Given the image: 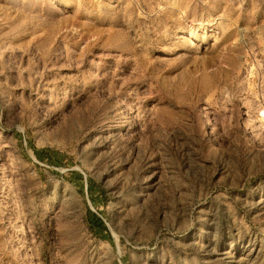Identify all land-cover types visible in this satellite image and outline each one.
I'll return each instance as SVG.
<instances>
[{
    "label": "rangeland",
    "instance_id": "obj_1",
    "mask_svg": "<svg viewBox=\"0 0 264 264\" xmlns=\"http://www.w3.org/2000/svg\"><path fill=\"white\" fill-rule=\"evenodd\" d=\"M0 264H264V0H0Z\"/></svg>",
    "mask_w": 264,
    "mask_h": 264
},
{
    "label": "trees",
    "instance_id": "obj_2",
    "mask_svg": "<svg viewBox=\"0 0 264 264\" xmlns=\"http://www.w3.org/2000/svg\"><path fill=\"white\" fill-rule=\"evenodd\" d=\"M222 214L224 219L221 223L220 238L223 241L227 237L228 238L231 237L233 229H232V225L228 220V215L224 212V210H222Z\"/></svg>",
    "mask_w": 264,
    "mask_h": 264
}]
</instances>
